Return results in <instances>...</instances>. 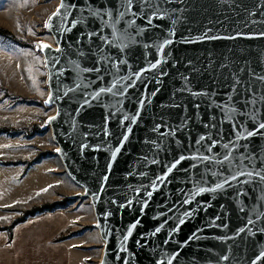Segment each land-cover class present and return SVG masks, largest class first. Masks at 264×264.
Segmentation results:
<instances>
[{"label":"water","instance_id":"water-1","mask_svg":"<svg viewBox=\"0 0 264 264\" xmlns=\"http://www.w3.org/2000/svg\"><path fill=\"white\" fill-rule=\"evenodd\" d=\"M46 24V127L98 264H264V0H58Z\"/></svg>","mask_w":264,"mask_h":264},{"label":"rangeland","instance_id":"rangeland-1","mask_svg":"<svg viewBox=\"0 0 264 264\" xmlns=\"http://www.w3.org/2000/svg\"><path fill=\"white\" fill-rule=\"evenodd\" d=\"M57 3L0 0V264H98L102 253L93 207L72 197L82 189L46 127L55 109L38 45L53 42Z\"/></svg>","mask_w":264,"mask_h":264},{"label":"snow or ice","instance_id":"snow-or-ice-1","mask_svg":"<svg viewBox=\"0 0 264 264\" xmlns=\"http://www.w3.org/2000/svg\"><path fill=\"white\" fill-rule=\"evenodd\" d=\"M128 3L131 4L132 3V0H128ZM63 6V5H61ZM57 12H59V9L57 10ZM57 13H54L53 15H56ZM47 27V24L45 25ZM170 41H165V44L169 43ZM41 47H48L47 45H40ZM161 47H163V45H161ZM159 63V61L157 62ZM157 65L156 64H153L152 67L155 68ZM47 103V101H46ZM259 129H264V123H261L259 125ZM259 129H257V131H259ZM255 133L254 132H248L247 135L248 136H252L254 135ZM125 139H127V137H125ZM203 139V138H202ZM119 151V148L116 149V152ZM116 152H113V157H115L116 155ZM183 159V157L181 158ZM172 167H175V165H173ZM172 170V168H169L168 171L170 172ZM248 175H252V173H248ZM257 175H261L260 173H257ZM235 178V177H233ZM262 179H264V176H261ZM217 187H221L220 185H218ZM46 190V189H45ZM200 191H204V189H200ZM149 195H151V193H149ZM252 221H249V223H251ZM181 223H183V220H181ZM133 227H135V225H133ZM157 231H159V229H157ZM125 239H127V237H125ZM260 257H264V252H261L260 253V256L257 257V259H259Z\"/></svg>","mask_w":264,"mask_h":264},{"label":"trees","instance_id":"trees-1","mask_svg":"<svg viewBox=\"0 0 264 264\" xmlns=\"http://www.w3.org/2000/svg\"><path fill=\"white\" fill-rule=\"evenodd\" d=\"M0 32L5 33L6 31L0 29ZM53 205H56V203L51 204V205H48V207H50V208H51V207H54ZM33 213H34V212H33ZM29 214H32V211H29Z\"/></svg>","mask_w":264,"mask_h":264}]
</instances>
